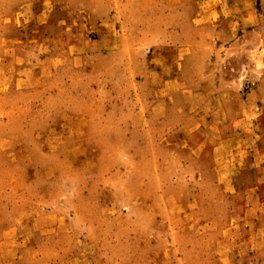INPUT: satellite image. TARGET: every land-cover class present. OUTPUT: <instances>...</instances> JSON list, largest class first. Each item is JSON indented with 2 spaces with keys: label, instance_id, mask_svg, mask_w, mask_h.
<instances>
[{
  "label": "rangeland",
  "instance_id": "1",
  "mask_svg": "<svg viewBox=\"0 0 264 264\" xmlns=\"http://www.w3.org/2000/svg\"><path fill=\"white\" fill-rule=\"evenodd\" d=\"M0 264H264V0H0Z\"/></svg>",
  "mask_w": 264,
  "mask_h": 264
}]
</instances>
